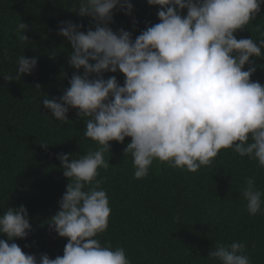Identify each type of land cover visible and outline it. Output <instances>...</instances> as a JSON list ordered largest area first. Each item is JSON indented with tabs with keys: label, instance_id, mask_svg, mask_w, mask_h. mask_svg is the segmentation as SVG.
Segmentation results:
<instances>
[{
	"label": "clouds",
	"instance_id": "clouds-1",
	"mask_svg": "<svg viewBox=\"0 0 264 264\" xmlns=\"http://www.w3.org/2000/svg\"><path fill=\"white\" fill-rule=\"evenodd\" d=\"M146 3L157 7L159 22L134 40L131 32L109 27L114 9L131 15L130 0H76L70 11L90 18L94 30L60 22L57 34L71 46L67 63L75 71L63 94L45 97L43 107L64 123L69 122V109L77 110V117L86 118L84 138L98 147L78 158L65 153L56 157L69 183L48 227L67 240L63 255L37 257L9 243L25 239L32 230L27 209L20 205L0 215V237H6L0 239V264H132L123 247L102 246L96 238L107 230L112 211L104 179L97 178L99 169L110 167L105 154L112 141L130 138L124 154L131 155L137 180L149 175L154 161L195 173L211 165L221 149L255 160L264 169V85L251 79L259 67L255 60L264 58V32L258 40L234 35L256 19L264 0ZM26 28L21 21L17 25L25 43ZM37 62L21 55L15 75L3 79L18 81ZM117 72L123 85L116 75L104 78V73ZM35 88L39 91L40 85ZM240 192L250 216L264 214V192L254 177L245 179ZM208 258L219 264H252L239 241L216 242Z\"/></svg>",
	"mask_w": 264,
	"mask_h": 264
},
{
	"label": "trees",
	"instance_id": "trees-1",
	"mask_svg": "<svg viewBox=\"0 0 264 264\" xmlns=\"http://www.w3.org/2000/svg\"><path fill=\"white\" fill-rule=\"evenodd\" d=\"M75 2L0 0V215L9 207L25 206L32 230L25 239L9 243H17L25 253L47 254L53 259L63 255L67 243L48 227L69 183L57 154L78 158L98 147L84 138L86 118L77 117V110L70 108L69 122L64 123L43 107L45 97L63 94L75 71L67 63L71 46L57 34L60 22L81 24L85 32L94 30L90 18L70 11ZM130 2L131 15L114 9L109 27L131 32L134 40L147 26L159 22L158 9L146 0ZM20 21L27 26L23 33L29 38L27 43L17 34ZM261 32L264 4L256 19L234 35L258 40ZM21 55L37 58L36 68L18 81H5L3 76L15 75ZM255 64L259 67L251 79L264 85V58ZM103 75L105 79L116 75L123 85L120 73ZM130 142V138L110 142V152L105 154L110 167L98 170L112 210L107 230L96 237L102 246L123 247L132 264H219L208 258L215 243L239 241L245 244L252 264H264V214L250 216L240 192L248 177H254L264 192V169L255 160L221 149L211 165L195 173L154 161L149 175L137 180L131 155L124 154ZM177 216L178 222L174 220Z\"/></svg>",
	"mask_w": 264,
	"mask_h": 264
}]
</instances>
